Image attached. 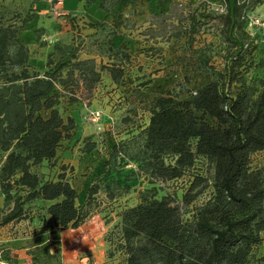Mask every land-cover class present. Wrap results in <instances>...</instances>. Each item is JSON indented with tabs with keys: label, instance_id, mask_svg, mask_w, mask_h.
Returning <instances> with one entry per match:
<instances>
[{
	"label": "trees",
	"instance_id": "obj_1",
	"mask_svg": "<svg viewBox=\"0 0 264 264\" xmlns=\"http://www.w3.org/2000/svg\"><path fill=\"white\" fill-rule=\"evenodd\" d=\"M77 1L85 7L98 2ZM124 1L100 0L98 8L108 13ZM218 1L222 13L196 8L187 18L189 44L204 25L214 23L224 45L219 64L198 54L195 68L207 72L208 82L185 101L157 98L147 126L112 147L104 182L87 186L80 204V193L66 175L70 168L61 161L57 165V152L74 139L77 125L61 115L55 89L75 87L90 99L101 71L93 60H78L73 48L56 62L48 54L44 67L35 69L20 39L28 20L20 26L0 24V229L28 222L35 227L33 237L47 236L31 264H62L60 233L78 229L98 212L95 197L102 190L110 203L128 193L131 176L144 177L151 188L140 194L139 204L122 212L115 234L106 237L108 264L116 254L122 256L120 264H264V168L253 167L254 158L264 153V79L246 78L257 46L245 31L248 15L263 0ZM34 33L38 42L39 28ZM53 49L62 53L60 46ZM102 70L117 87L125 81L119 64ZM198 158L210 167V181L193 173ZM129 163L136 171L120 184V170ZM56 168V177H50ZM190 171L181 205L189 209L209 184L212 196L184 218L176 198H157L156 186ZM1 254L0 261L15 263L10 249Z\"/></svg>",
	"mask_w": 264,
	"mask_h": 264
},
{
	"label": "rangeland",
	"instance_id": "obj_2",
	"mask_svg": "<svg viewBox=\"0 0 264 264\" xmlns=\"http://www.w3.org/2000/svg\"><path fill=\"white\" fill-rule=\"evenodd\" d=\"M11 1L21 11H9L8 5L3 4L4 0L0 1V24L20 26L23 20H28L20 39L29 49L31 66L43 68L46 55H52V61L56 62L63 56V52L73 48L78 60H93L96 69L101 71V81L95 86L90 99L86 98L82 89L70 87L67 91H62L58 85L55 89L60 96L59 111L63 118H73L76 128L87 132L78 149L75 150V145L68 147L67 142L62 145L64 151L70 150L73 154L69 153L67 159L58 157L70 168L66 175L80 193L78 204L82 202L87 186L94 182H104L102 176L107 170L104 162L112 147L137 136L147 126L151 108L157 98L172 96L177 101H185L193 91L208 82L207 72L203 73L195 68L198 54L210 58L214 65L220 63L223 54L224 45L221 44L214 23L204 25L198 35L192 37L194 41L190 44L188 41L189 14L196 8H200L199 12L222 13L223 7L218 0H134V3L125 0V3L111 8L108 13L98 8L100 0L89 7L77 0H59V4L54 0H34L27 9L25 0ZM38 28L40 38L37 42L34 31ZM245 31L257 46L253 68L246 78L263 80L264 0L262 5L248 15ZM55 45L62 48V53L54 51ZM116 50L118 57L114 53ZM122 54H127L129 59H124ZM112 63L119 64L124 69L125 81L120 87L115 86L108 73L102 70ZM68 69L63 71V77ZM72 96L77 98L76 102L70 101ZM94 113L99 114L96 120L93 118ZM91 145L92 152L85 153ZM195 164L193 173L210 181L212 171L208 164L199 158ZM255 166L264 168V153L254 158L253 167ZM56 171L57 168L51 169L48 175L55 178ZM135 171L133 163L124 166L120 170V184H124L123 179L127 174ZM191 173L190 171L177 181L156 186L157 198H176L184 218H188L189 211L201 206L212 196L209 184L189 209L181 205L180 198L189 186ZM90 175L94 178L91 182L88 181ZM109 177L107 175L105 182ZM134 179L131 176L130 191L114 202L107 201L103 190L95 197L100 203V209L94 215L102 216L104 224H101L99 231L104 240L110 232L115 234L122 212L139 204L140 194L151 188L144 177ZM27 224L24 222L0 229V255L5 249L2 242L11 239L14 234L21 235L27 230ZM30 228L31 232L35 227L32 225ZM105 245L107 259L109 245ZM118 255L111 261L112 264L121 263L122 256ZM86 257L87 254L82 253L76 260L82 261ZM95 260L90 264H94ZM85 264H89V261H85Z\"/></svg>",
	"mask_w": 264,
	"mask_h": 264
},
{
	"label": "crops",
	"instance_id": "obj_3",
	"mask_svg": "<svg viewBox=\"0 0 264 264\" xmlns=\"http://www.w3.org/2000/svg\"><path fill=\"white\" fill-rule=\"evenodd\" d=\"M25 1L27 3V7L25 9H27L31 7L34 0H30V1L25 0ZM3 4L8 5L7 8L9 11H16V10L21 11L20 9L17 8L18 6L13 4V1L11 0H4ZM35 69H39V67ZM86 133L87 132L85 130L79 131V129L77 128L74 139L68 142L69 144L67 145L69 146L75 145V147H77L75 148V150L78 149L79 145L81 144L80 141H82L81 139H83L82 137ZM76 140H78V142H76ZM69 153L73 154V151L70 150L64 151L61 148L57 152V158L59 156H62L67 159ZM60 161L61 160H58L57 165H59ZM2 205H3V201L0 196V208L2 207ZM101 217L102 216L98 214L93 215L88 222H86L78 229L66 230L60 233L59 242L61 247L62 264H85V261H89L90 264L92 260L95 259H96L95 262H99V263L103 262L104 264H106L107 259L105 255V250L107 247L105 245L106 243L104 237L101 236V233L99 231V227L101 226V224H104V221H101ZM21 223L17 225H20ZM27 225H28L26 228L27 230H24V232L21 235L17 236V234H14L11 239L2 242L5 244V248L10 249L11 257L13 260H15V263L7 262V264H31V258L33 253H35V251H37L40 247H43L47 244L48 238L46 235L42 234L33 237L30 232L31 230L30 227L32 225L30 223H28ZM9 226L12 227L15 225H9ZM104 245H105V250H104ZM82 253L87 254V257L82 261H77L76 257ZM0 263H6V262L0 261Z\"/></svg>",
	"mask_w": 264,
	"mask_h": 264
},
{
	"label": "built area",
	"instance_id": "obj_4",
	"mask_svg": "<svg viewBox=\"0 0 264 264\" xmlns=\"http://www.w3.org/2000/svg\"><path fill=\"white\" fill-rule=\"evenodd\" d=\"M93 115H94L93 118H94L95 120L98 119V117H99V114H98V113H94ZM0 264H7V263H0Z\"/></svg>",
	"mask_w": 264,
	"mask_h": 264
}]
</instances>
